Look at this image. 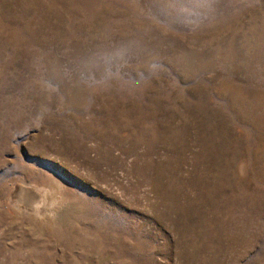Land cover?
Masks as SVG:
<instances>
[{
    "label": "rangeland",
    "instance_id": "374dc122",
    "mask_svg": "<svg viewBox=\"0 0 264 264\" xmlns=\"http://www.w3.org/2000/svg\"><path fill=\"white\" fill-rule=\"evenodd\" d=\"M0 264H264V0H0Z\"/></svg>",
    "mask_w": 264,
    "mask_h": 264
}]
</instances>
